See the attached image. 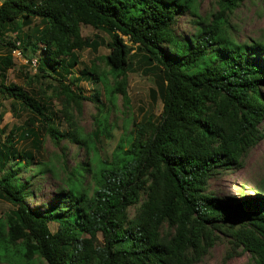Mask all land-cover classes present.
Instances as JSON below:
<instances>
[{"label":"trees","instance_id":"16d2710c","mask_svg":"<svg viewBox=\"0 0 264 264\" xmlns=\"http://www.w3.org/2000/svg\"><path fill=\"white\" fill-rule=\"evenodd\" d=\"M236 1L215 0V10L200 16L197 0H0V95L28 115L0 128V199L14 209L0 218V264H194L218 233L250 264H264L262 192L238 199L206 192L217 169L238 167L264 136V43L232 38L227 19ZM182 12L195 17L190 34L173 28ZM80 25L108 36V69L83 68L68 80L76 50L102 44L81 39ZM14 50L34 60V76L56 82L71 127L65 134L53 126L48 102L3 82ZM133 66L151 76L161 110L132 123L101 157L97 144L111 126L81 134L68 108L82 98L76 83H99L108 99L119 92L126 100ZM33 122L55 144L66 137L91 154L63 171V187L35 207L27 201L29 177L17 175L34 165L36 173L49 170L35 157L43 135Z\"/></svg>","mask_w":264,"mask_h":264},{"label":"rangeland","instance_id":"374dc122","mask_svg":"<svg viewBox=\"0 0 264 264\" xmlns=\"http://www.w3.org/2000/svg\"><path fill=\"white\" fill-rule=\"evenodd\" d=\"M197 4V13L200 16L209 15L215 10V0H197ZM194 20L195 17L186 12L179 13L174 18L173 28L176 33L190 34L194 30ZM227 20L229 32L236 42L250 43L257 40L264 43V0L236 1V6ZM79 32L81 39L98 37L102 40V44L95 51L88 47L76 50L78 64L73 67L72 74L67 76L68 80L78 76L79 70L83 68L94 67L97 73H104L108 69L104 61V56L108 53V47L104 45L109 39L108 36L103 31L87 25H80ZM12 35L7 33L10 38ZM17 52V50L11 52L12 67L5 71L3 82L18 84L36 98H43L42 100L48 102L54 113L53 126L60 134H65L71 127L68 125L66 113L61 112L60 103L63 94L58 92L56 82L34 76V67L31 62H26V58ZM107 80L112 83L110 76H107ZM76 84L80 88L82 98H75L68 108L81 134L91 132L104 121L111 126L109 137L103 139L99 146L97 144L101 157L109 155L118 136L123 131H129L132 123H141L148 117L154 118L161 110L159 100L150 92L153 87L151 76L135 66L133 70L126 72L124 86L126 100L119 92L115 94L114 100L108 99L103 94L99 83L94 84L85 79H79ZM262 91L264 93V89ZM9 103L10 99L0 95V112L2 113L0 128L5 125L9 129L12 125H19L28 117L27 112L21 110L18 104L15 103L12 110ZM33 125H37V133L40 136L43 135L42 146L35 157L46 164L49 170L36 173L34 165L28 170L18 171L17 175L21 179L29 177L31 195L27 201L30 206L35 207L44 206L53 194L63 187L66 176L63 171H70L76 164L84 163L91 154L84 147L68 141L66 137H61L55 144L48 134H44L43 128L39 127L37 122H33ZM124 127L126 130L123 129ZM260 130L264 133V120L260 124ZM22 145L28 144L22 142L18 146ZM257 190L262 192V194L260 192L261 196L264 195V136L240 158L238 167L227 170L217 169L206 186V192L229 199L255 196ZM133 210L134 207L129 209L130 216ZM12 212H14L12 205L0 199V218ZM49 228L53 231L55 224H49ZM217 235L215 243L194 264H250L249 256L245 251L239 248L232 251L227 238L220 233ZM34 264L46 263L38 261Z\"/></svg>","mask_w":264,"mask_h":264},{"label":"built area","instance_id":"2783aa9c","mask_svg":"<svg viewBox=\"0 0 264 264\" xmlns=\"http://www.w3.org/2000/svg\"><path fill=\"white\" fill-rule=\"evenodd\" d=\"M18 53V52H17ZM31 64L33 65V67L35 66V62L34 60H31Z\"/></svg>","mask_w":264,"mask_h":264}]
</instances>
